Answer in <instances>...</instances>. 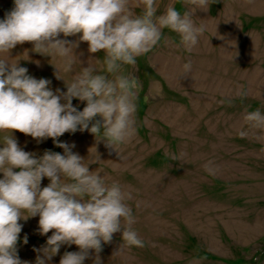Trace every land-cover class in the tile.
Listing matches in <instances>:
<instances>
[{
    "label": "rangeland",
    "instance_id": "rangeland-1",
    "mask_svg": "<svg viewBox=\"0 0 264 264\" xmlns=\"http://www.w3.org/2000/svg\"><path fill=\"white\" fill-rule=\"evenodd\" d=\"M157 3L158 15L169 5L181 13L189 7L184 0ZM13 7L14 0H0V20ZM193 19L206 31L191 53L178 47L176 33L163 29L152 51L138 57L135 67L125 66V74L135 75L141 87L137 132L117 148L119 154L87 130L57 138L74 143L72 151L106 183L118 182L132 193L133 228L145 246L121 247L122 232L114 233L111 243L103 244L102 264H264V143L243 122L246 111L264 113V0H217L207 12L197 9ZM79 35L59 38L76 41ZM32 48L30 42L18 44L9 56L29 75L49 79L54 92H66L65 81L87 67L89 58L102 61L104 56L103 50L89 53L87 42H80L74 53L81 63L76 61L70 73L58 72L64 81L56 77L53 64L60 68L59 62ZM189 60L191 75L183 77L182 66ZM241 86L247 93L243 98L236 96ZM72 103L79 111L86 106L75 98ZM241 130L249 135L241 138ZM13 136L37 157L45 150L63 154L52 138L38 144L19 131ZM208 161L217 167L215 176L204 170ZM49 183L43 178L41 188ZM38 221L39 216L19 221L18 255L30 264L36 260L33 249L52 234L40 235ZM66 251L79 249L64 245L49 264H59Z\"/></svg>",
    "mask_w": 264,
    "mask_h": 264
},
{
    "label": "clouds",
    "instance_id": "clouds-1",
    "mask_svg": "<svg viewBox=\"0 0 264 264\" xmlns=\"http://www.w3.org/2000/svg\"><path fill=\"white\" fill-rule=\"evenodd\" d=\"M184 2L189 7L183 13L169 5L158 15L157 0H14L12 10L0 20V133H5L0 138V264H30L18 255L23 227L19 221L36 216L39 234H52L45 245L33 249L35 264H49L64 245H76L79 251H66L59 264H84L86 259L102 264L103 244L111 243L117 232H122L121 247L145 246L133 228L136 218L128 204L133 199L131 191L118 182L106 183L99 171L89 170L91 163L72 151L74 143L57 138L87 130L97 142L103 140L116 151L131 141L137 132L136 101L141 85L135 75L125 74V66L135 67L138 57L152 51L163 29L176 33L178 47L191 53L206 31V25H197L193 15L197 9L207 12L217 0ZM61 34L80 35L70 41L59 38ZM25 42L33 45L35 53L59 62L60 68L52 63L57 79H63L60 69L70 73L79 61L74 49L80 42H87L89 53L103 50L104 56L102 61L89 58L88 66L70 82L63 79L66 92H54L49 79H36L26 67L18 66L19 60L10 58V51ZM191 72L189 60L182 66V76ZM246 95L242 86L236 91L238 97ZM74 98L86 102L82 111L73 106ZM243 122L264 143V113L246 111ZM13 131L31 136L38 144L52 138L63 154L45 150L37 157L19 146ZM238 135L245 138L249 131L241 130ZM203 167L208 175H216L213 161ZM45 177L50 183L41 188ZM23 243H28L27 235Z\"/></svg>",
    "mask_w": 264,
    "mask_h": 264
}]
</instances>
